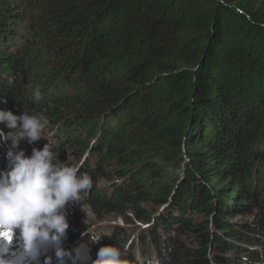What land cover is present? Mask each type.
Segmentation results:
<instances>
[{
	"label": "trees",
	"instance_id": "obj_1",
	"mask_svg": "<svg viewBox=\"0 0 264 264\" xmlns=\"http://www.w3.org/2000/svg\"><path fill=\"white\" fill-rule=\"evenodd\" d=\"M25 108L48 140L19 148H88L80 205L123 221L68 204L67 250L264 264V0H0V109Z\"/></svg>",
	"mask_w": 264,
	"mask_h": 264
},
{
	"label": "clouds",
	"instance_id": "obj_2",
	"mask_svg": "<svg viewBox=\"0 0 264 264\" xmlns=\"http://www.w3.org/2000/svg\"><path fill=\"white\" fill-rule=\"evenodd\" d=\"M0 124L9 130H0L8 162L0 169V264H41V256L43 264H52L49 250L59 264H66L65 258L68 264H127L125 251L111 244L101 245L95 258L86 244L71 251L63 246L69 228L66 206L80 205L93 184L90 175L80 171L82 164L59 160L49 142L33 147L30 155L19 148L21 140L32 144L47 139L48 119L26 108L19 114L0 109ZM87 233L99 242L100 234Z\"/></svg>",
	"mask_w": 264,
	"mask_h": 264
},
{
	"label": "rangeland",
	"instance_id": "obj_3",
	"mask_svg": "<svg viewBox=\"0 0 264 264\" xmlns=\"http://www.w3.org/2000/svg\"><path fill=\"white\" fill-rule=\"evenodd\" d=\"M89 149L86 148V150L83 152V154L81 156H77V157H68L66 159V163H68L69 165H76V164H81L82 161L89 156ZM104 180L102 179H97V185H102L104 184ZM142 207L146 208L144 204H141ZM78 208V213L79 215L82 216V220H85V221H88L90 222V224L93 226V227H96L98 225H113V226H116V225H119V226H122L123 225V221L121 218L119 217H105V220L100 222V221H97L96 218L94 217V215L92 214V212L90 211L89 207L86 205V204H82L80 206H77ZM131 218V217H130ZM77 220H79V218L77 217ZM136 223V224H135ZM135 225H138L137 222H134ZM131 225V224H129Z\"/></svg>",
	"mask_w": 264,
	"mask_h": 264
}]
</instances>
